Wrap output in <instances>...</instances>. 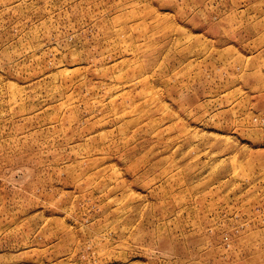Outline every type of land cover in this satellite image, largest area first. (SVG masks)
<instances>
[{
	"label": "rangeland",
	"instance_id": "rangeland-1",
	"mask_svg": "<svg viewBox=\"0 0 264 264\" xmlns=\"http://www.w3.org/2000/svg\"><path fill=\"white\" fill-rule=\"evenodd\" d=\"M0 264H264V0H0Z\"/></svg>",
	"mask_w": 264,
	"mask_h": 264
}]
</instances>
